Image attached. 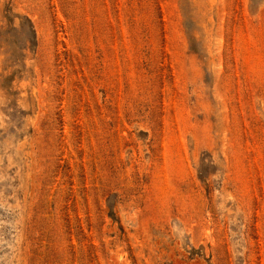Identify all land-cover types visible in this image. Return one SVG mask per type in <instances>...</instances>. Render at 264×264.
Listing matches in <instances>:
<instances>
[{"label": "rangeland", "instance_id": "374dc122", "mask_svg": "<svg viewBox=\"0 0 264 264\" xmlns=\"http://www.w3.org/2000/svg\"><path fill=\"white\" fill-rule=\"evenodd\" d=\"M0 264H264V0H0Z\"/></svg>", "mask_w": 264, "mask_h": 264}]
</instances>
